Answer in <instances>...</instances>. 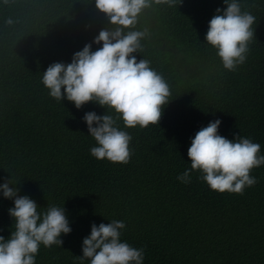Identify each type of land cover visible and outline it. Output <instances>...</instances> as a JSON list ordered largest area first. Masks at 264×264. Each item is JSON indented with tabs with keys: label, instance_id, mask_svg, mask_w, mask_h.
I'll return each mask as SVG.
<instances>
[{
	"label": "trees",
	"instance_id": "1",
	"mask_svg": "<svg viewBox=\"0 0 264 264\" xmlns=\"http://www.w3.org/2000/svg\"><path fill=\"white\" fill-rule=\"evenodd\" d=\"M240 5L256 17L254 37L232 71L204 40L223 0H152L139 15L133 27L147 35L133 55L150 61L170 95L157 124L125 128L117 120L132 136L122 163L90 154L96 141L82 117L106 109L76 108L42 83L46 68L70 62L107 17L94 0H0V182L11 178L40 211L63 206L72 228L62 246L41 244L36 264H88L79 258L83 237L93 222L111 220L125 222L121 240L144 249V264H264V165L251 169L257 183L243 193L211 190L198 170L189 183L177 179L191 166L190 137L216 118L221 135L248 137L264 154V0ZM10 207L0 196L5 238L14 229Z\"/></svg>",
	"mask_w": 264,
	"mask_h": 264
},
{
	"label": "clouds",
	"instance_id": "2",
	"mask_svg": "<svg viewBox=\"0 0 264 264\" xmlns=\"http://www.w3.org/2000/svg\"><path fill=\"white\" fill-rule=\"evenodd\" d=\"M167 2L173 4L176 0ZM94 3L107 17L108 25L92 42L74 52L70 62L51 63L43 72L42 83L51 97L67 99L76 108L95 102L106 111L113 110L115 115L88 111L82 117L88 134L96 141L90 154L97 159L127 163L132 136L117 120H122L125 128L157 124L170 95L168 83L150 66V61L137 60L133 55L139 52L147 35V29L136 30L133 26L142 11L151 7L152 0H94ZM223 4L226 7L216 8L208 21L204 40L215 48L223 67L232 71L247 59L256 17L242 11L240 0H223ZM93 44L100 46L93 50ZM221 123L219 118L211 120L190 137L187 157L191 166L177 179L189 183L191 172L198 170L197 178L211 190L243 193L246 187L257 183L250 171L264 165V154H260L261 145L248 137L236 134L229 139L221 135L218 132ZM18 192L11 178L2 179L0 196L12 200L7 211L14 229L7 238L0 235V264H36L41 244L62 246V235L72 231L63 206L52 205L40 211L35 200ZM124 228L123 220L98 225L93 222L90 233L82 239L79 258L88 264H144V249L121 240Z\"/></svg>",
	"mask_w": 264,
	"mask_h": 264
}]
</instances>
